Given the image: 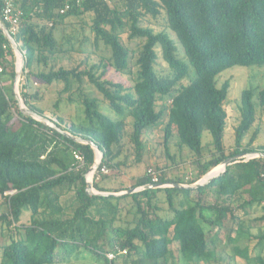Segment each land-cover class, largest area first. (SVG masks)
<instances>
[{"label":"trees","instance_id":"trees-1","mask_svg":"<svg viewBox=\"0 0 264 264\" xmlns=\"http://www.w3.org/2000/svg\"><path fill=\"white\" fill-rule=\"evenodd\" d=\"M68 1L74 2L21 1L23 15L20 31L15 38L21 44L28 69L23 72L21 97L29 108L43 114L30 103V76L35 77L36 83L61 81L65 84V91L71 88L73 79L81 82L88 78L120 118L113 119L103 114L98 109V103L86 97L83 99L84 119L81 122L64 126L63 118L59 117L58 123L74 136L93 140L103 153L101 166H108L110 173L112 168L118 169L120 166L114 160L122 152L126 113L133 117L131 138L138 163L146 147L143 135L167 117L163 128L167 155H170L169 142L176 133L180 144L198 157V165L202 168L199 176L188 184L195 183L232 156L264 153V144L254 146L258 130L253 132L246 144L243 142L257 116L252 89L242 91L235 146L232 150L226 148L224 137L228 114L225 104L230 82L225 81L222 86L217 84V77L233 66H264V0H125L123 9L111 7L109 0H83L81 6H74L66 14H60L59 9ZM81 12L94 13L92 32L97 41L110 47V63L116 71L130 69L132 57L131 50L122 42L121 34L128 29L129 39L142 41L136 59L135 95L122 93L125 90L123 83L104 77V71L97 74L94 66L87 70L60 67L48 72H32L36 58L41 61L43 56V59L48 60L34 44L49 50L57 44L53 28L47 30L41 27L38 32L37 24L32 22V15L46 16L51 22L50 26H53L57 18ZM148 15L164 18L166 27L175 33L181 44L187 61L178 57V47L166 31L157 32L141 24ZM158 49L170 68L169 74L160 75L156 70ZM10 55H14V50L0 29V76L8 72L15 78L14 65L8 71ZM190 68L194 76L184 83ZM159 100L165 101L160 107ZM258 100L264 109V87L258 93ZM58 105L59 100L55 103L56 107ZM12 110L18 118H15ZM204 131H208L212 137L210 144L213 150L209 160L201 161ZM75 152L83 155L84 163L75 158ZM95 160V150L91 145L76 142L25 115L19 109L15 96L7 94L0 78V195L5 197L9 208L8 214L0 216V223L16 225L17 230H24L22 238L0 247V264H55L59 253L64 250L70 253L82 243H78L75 237L66 239L67 225L79 217L86 222H95L89 216V210L97 201L109 204V209L116 216L120 202L128 197L133 198L136 204L137 220L135 226L125 230V240L119 247L126 248L127 255L139 257L130 261H124V256L119 257L115 264L122 261L126 264H168L169 258L173 256L170 247L173 241L178 242L179 251L187 260H208L212 254L208 251L204 223L221 227L225 222L232 221L240 228V218L228 201L239 195L241 190L249 197L241 204L242 207L264 203V157L261 156L247 161L242 158L228 165L224 173L205 185L188 189L150 188L121 196L87 193L86 173ZM106 176L108 174L103 175V178ZM160 181L181 182L168 178L164 170H161ZM150 183L151 179L146 173L137 178L132 187ZM66 187L76 189V200L80 205L71 219L63 220L60 218L64 210L60 189ZM94 187L104 191L96 181ZM212 191L217 193L216 197H212ZM159 192H164L166 196L173 213L171 217L150 213L158 209L154 199ZM210 198L214 199L213 204H209ZM112 200H116V203H112ZM207 210L216 215L214 220L206 217ZM28 212L33 218L31 223L19 224L22 216ZM39 214H43L44 218L36 219ZM257 219L264 221V215ZM102 224H105L104 220ZM241 228L237 229L238 234L231 233L233 240L236 235L240 236ZM252 237L257 239V243L264 241V234ZM85 242L90 246L89 241ZM115 246L98 250L97 255L105 260V264H109L105 253L114 250ZM251 256L256 264H264L261 255Z\"/></svg>","mask_w":264,"mask_h":264},{"label":"rangeland","instance_id":"rangeland-1","mask_svg":"<svg viewBox=\"0 0 264 264\" xmlns=\"http://www.w3.org/2000/svg\"><path fill=\"white\" fill-rule=\"evenodd\" d=\"M108 2L111 7L119 9L125 8V0H109ZM29 11L31 12V10ZM93 18V12L70 14L57 18L54 25L50 26L51 22L46 16L38 17L35 14L32 15V22L37 24L36 30L40 32L41 27L44 29L46 27L47 30H49L50 27L51 29L53 28L54 36L57 41L55 48L52 50H49L45 46L34 44V46L38 48V51L42 52L41 55L47 56L48 60L46 61L43 59V56L40 59L41 61L36 58L32 65V72H48L51 69L57 70L60 67L65 69L87 70L94 66V70L97 74L100 75L104 71V77L112 81L123 83L125 90L122 93L135 95L134 84L136 72L138 70L136 59L141 49L142 41L140 39H129L128 29L121 34L122 42L131 50L132 57L130 60V69L124 72L116 71L110 63L112 55L110 47L100 40L97 41L95 34L92 32ZM141 24L143 26H150L157 32L162 30L166 31L178 47V57L187 61L181 44L175 33L166 27L164 18H153L148 15L142 20ZM158 54L159 58L156 64L158 74H169L170 68L163 60L160 49H158ZM8 60L13 63L8 64V71L12 69L11 66L13 65L16 71L18 57L15 52L13 56L10 55ZM24 60L19 82L20 95V86L22 85V77H24L23 72L28 71L26 68L25 56ZM193 76L194 71L190 68L189 74L183 82L187 83ZM30 77L29 94L32 96L30 98V103L43 111V114L50 118H63L64 126H70L72 123H79L84 119L83 99L86 97L95 100L98 103V109L103 114L113 119L120 118V116H117V114L112 111L103 94L89 82L88 78H84L81 82H77L73 79L71 81V88L65 91V84L61 81L52 84L43 82L36 83L35 77L33 75ZM0 78L1 84L4 86L7 94L10 97H14L15 78H12L8 72L1 74ZM225 81L230 82L228 99L225 104L228 114L224 137L226 148L232 150L235 146V130L239 124L241 113L240 98L242 91L245 89H252L254 91L253 101L257 116L253 127L248 135L244 137L243 142L246 144L253 132L258 130V137L254 142V146L264 144V109L258 100V93L264 87V66H233L217 77L218 86H222ZM58 100L59 105L56 107L55 103ZM164 102L165 101L159 100L158 107L162 106ZM12 112L15 118H18V115L13 110ZM125 120L126 128L121 140L122 152L120 156L114 160V163H120L119 168H112L108 176L104 178L101 176L98 180L94 179L93 181H96L98 185L102 186L104 192L117 193L132 189L136 179L144 176L147 169L150 167L156 168L157 171L164 170L168 178L179 180L182 184H188L192 179L199 176L202 168L198 165V157L188 147L180 144L179 137L176 133L169 142L170 155H167L164 145L163 130L167 122V117L163 118L160 125L149 129L143 135V141L146 147L143 151L142 160L139 163L137 161L135 145L131 138L133 117L126 113ZM211 139L210 133L204 131L202 137L204 149L200 159L201 161L209 160L212 157L213 148L210 144ZM204 176L205 174L202 177ZM88 178H91L90 174H88ZM60 191L62 193L61 204L64 209L60 218L63 220L71 219L80 205V202L76 200V189L66 187L60 189ZM179 199L180 197L176 199V205ZM111 202L115 204L116 200H112ZM154 203L158 209L150 211L151 215L158 214L163 217L172 216L173 213L168 206L164 192H159L157 194ZM108 206L109 204L97 201L89 210V216L95 222H86L79 217L74 223L67 225L68 230L65 233L66 239L71 240L75 237L78 243H82L70 253H68L67 250H64L63 253H59L55 264H105V260L97 255V253H99L98 250L111 249L115 245L120 246L125 240V230L135 226L137 220V215L135 213L137 207L131 197L123 199L120 202V210L116 216ZM8 212L9 208L6 199L0 195V216L8 214ZM35 218L42 219L44 215L39 214ZM111 219H113L112 223ZM32 220V215L28 212L22 216L19 224H30ZM103 220L105 224H102ZM229 222L231 223V221H228L225 222L224 225L228 226V224H230ZM257 224H259L258 219L249 217V219H245L244 229L247 228L246 226L249 228ZM210 225L209 228H207V240L208 251L212 254L211 259L189 261L179 251L178 242L173 241L170 244L173 250V256L169 258L168 264H256L251 254L264 257V241L257 243L258 241L255 237L248 240L249 236L244 234L241 242L238 243L237 251L239 253L235 254L233 245L225 238L228 236L225 228H223V226L219 227L217 224ZM253 233H255L253 236L257 237L263 234L262 231L258 229H255ZM23 236V228L17 230L16 225L9 226L5 222L0 223V247L11 243L15 239H20ZM85 241H89L90 246H87ZM140 248L142 249L143 246L141 245ZM138 257L139 255L132 257L126 255V257L122 259L124 261H130ZM119 264L126 263L122 261L121 263L119 262Z\"/></svg>","mask_w":264,"mask_h":264},{"label":"water","instance_id":"water-1","mask_svg":"<svg viewBox=\"0 0 264 264\" xmlns=\"http://www.w3.org/2000/svg\"><path fill=\"white\" fill-rule=\"evenodd\" d=\"M0 29L2 30L3 34L5 35V37L8 39L9 43L11 44V47L13 48L15 54L17 55L18 58H21V68H16V75H15V88H14V93H15V99L17 101L18 107L19 109L25 114L28 115L40 122H42L44 125L54 129L55 131H57L58 133L69 137L70 139L76 141V142H80V143H84V144H89L91 145L94 150H95V154H96V160L94 162V164L90 167L89 171L95 172L98 167L100 162L102 161L103 158V153L100 151L98 145L90 139H86L84 137L81 136H74L72 134H70L68 131H66L62 126L59 125L58 123V119H53L48 117L45 114H40L35 110H32L31 108H29L23 98L20 95L19 92V82L21 79V73H22V69L24 66V54L21 48V44L17 42L16 38L14 36H12L7 27L1 22L0 20ZM256 156H261L264 157V153H252V154H239L236 156H232L228 159H226L224 162H222L219 166H222V170L220 172H218L217 174L211 175L209 176V173H211L213 170H211L210 172L206 173L204 177H202L199 181H197L195 184H182V183H177V182H172L169 183V186H165V187H176V188H180V189H188V188H194L196 186H201V185H205L207 184L210 180L218 177L220 174L224 173L227 169L228 165H231L233 163L239 162L242 158H244V161L249 160L252 157H256ZM87 182V187H86V191L88 194L90 195H104V196H120V195H124V194H131L134 192H138L140 190L143 189H154V188H163V186H161L160 184H147L145 186L142 187H136V188H132L128 191L125 192H104V191H98L95 189L94 185H93V180L92 179H86Z\"/></svg>","mask_w":264,"mask_h":264},{"label":"built area","instance_id":"built-area-1","mask_svg":"<svg viewBox=\"0 0 264 264\" xmlns=\"http://www.w3.org/2000/svg\"><path fill=\"white\" fill-rule=\"evenodd\" d=\"M21 1L22 0H0V20L7 27L9 33L14 37L18 34L21 27V20L23 15ZM82 2L83 0H74V2L68 1L59 9V13L66 14L69 10L72 9V7L81 6ZM6 46L7 45H4V47ZM0 71H1V66H0ZM75 158L79 162L84 163V157L80 153L75 152ZM109 173H110V168L106 165L101 166V162H100L99 167L95 172L88 170V172L86 173V179H89L88 174H91L90 179L94 181V179L98 180L99 178H101V176ZM146 173L151 179L152 184H160L163 187L169 186V183H161L160 181L161 171H157L156 168L150 167L147 169ZM127 254H128V250L126 248L115 246L114 250L106 252L105 256L109 264H115L114 263L115 260H117L119 257H123V256L125 257Z\"/></svg>","mask_w":264,"mask_h":264},{"label":"crops","instance_id":"crops-1","mask_svg":"<svg viewBox=\"0 0 264 264\" xmlns=\"http://www.w3.org/2000/svg\"><path fill=\"white\" fill-rule=\"evenodd\" d=\"M258 145H260V144H258ZM215 195H217V193L215 191L213 193V191H212V196H215ZM192 197L195 198V194H193ZM209 197H211V196H209ZM248 199H249L248 195L246 193H242V190H241L239 192V195H237V196H235L233 198H230L229 201H228V203H230L232 205V207L235 208V210H236L235 213L239 216V218H240V220H239L240 222L239 223L242 226V228L240 226V228L242 229V231H240V233H241L240 236L236 235L237 237L236 236L233 237L234 240L231 237V233H235L236 232L235 234H238V230L237 229L240 230V228L237 225H234V223L232 221H231V223L229 222L230 224H228V226H225V225L223 226V228H225V231L228 233L227 234L228 236H226L225 238H227L228 241L233 245V250H234L235 254L239 253L237 251L238 243L241 242L244 234H247V236H249L248 240L252 239V236L255 235V233H253V231L255 229L261 230L262 233L264 234V221L263 220H259L258 219L259 224H257L254 227L250 226L249 228H248V226H246L247 228L244 229L245 219H249V217L257 219V218H260L261 216L264 215V203L255 204L253 206H247L246 208L242 207L241 204L246 202ZM209 204H213L212 198H210ZM237 206H239L238 209L236 208ZM238 211H239V213H238ZM205 215L210 220H214L216 218V215L211 210H207L205 212ZM209 225H210L209 223H204V229H205L206 234H207V228H209ZM210 226H212V225H210ZM233 242L235 244H233Z\"/></svg>","mask_w":264,"mask_h":264},{"label":"bare ground","instance_id":"bare-ground-1","mask_svg":"<svg viewBox=\"0 0 264 264\" xmlns=\"http://www.w3.org/2000/svg\"><path fill=\"white\" fill-rule=\"evenodd\" d=\"M21 58H18V61H17V67L18 68H21ZM217 169V170H216ZM222 170V166H219V167H217V168H215L211 173H209V176H211V175H214V174H217L218 172H220ZM90 176H91V174H90Z\"/></svg>","mask_w":264,"mask_h":264}]
</instances>
